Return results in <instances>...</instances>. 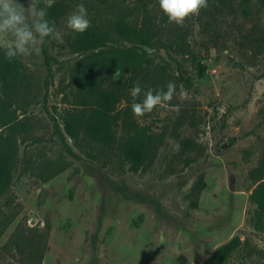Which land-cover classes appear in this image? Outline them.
<instances>
[{
    "label": "rangeland",
    "instance_id": "1",
    "mask_svg": "<svg viewBox=\"0 0 264 264\" xmlns=\"http://www.w3.org/2000/svg\"><path fill=\"white\" fill-rule=\"evenodd\" d=\"M80 3L90 24L117 14L138 24L144 11L163 44L140 45L149 72L163 67L176 94L142 117L130 113L133 125L155 135L142 170L130 171L120 154L121 125L110 146L81 134L70 139L60 116L76 103L69 73L82 55L69 52L65 39L73 31L64 26L67 16L59 20L62 42L45 41L50 72L42 53L22 62L27 86L15 115L33 134L19 133L16 141L8 196L18 211L0 234V247L18 223L39 229L47 222L40 264H206L233 236L241 245L227 264L263 262L264 229L253 228L248 195L257 170L264 175V6L252 0L244 17L240 0H230L227 15L199 12L179 26L161 22L150 0H76L68 14ZM120 44L128 45L108 43ZM37 169L54 173L43 181ZM19 258L0 250V264Z\"/></svg>",
    "mask_w": 264,
    "mask_h": 264
},
{
    "label": "trees",
    "instance_id": "2",
    "mask_svg": "<svg viewBox=\"0 0 264 264\" xmlns=\"http://www.w3.org/2000/svg\"><path fill=\"white\" fill-rule=\"evenodd\" d=\"M72 1L76 0H54L52 7L47 9L46 18L49 23L56 25L59 20L66 17ZM150 1L157 7L161 22H166L168 18L159 8L158 0ZM251 1L240 0L238 9L244 17L247 15L246 7ZM255 1L264 6V0ZM208 5L207 8H202L200 13L210 18L225 16L229 12L227 7L232 9L230 0H208ZM142 13V19L138 24L127 20L124 14H117L105 23L90 24L83 33L72 32L66 37L65 43L69 52L82 56L74 62L69 73V86L74 87L72 95L76 103L72 109L64 111L60 116L62 130L70 139L75 140L81 134L87 140L101 146L116 143L118 125L125 128V136L119 143V151L132 172L143 169L148 153L155 145V135L147 126L132 124L131 104L122 109L118 105L122 100L127 101L131 97L129 90L135 85H139L144 92L148 89L164 88L168 83L163 67H160L158 72L152 74L149 72V59L140 45L151 48L153 45L162 47L163 44L162 39L156 36L154 26L149 23L144 11ZM176 37H178L176 47L181 49L182 36L178 33ZM114 40L128 45H108ZM41 53L44 66L49 73L50 58L45 43ZM199 69L201 71V68ZM115 72H118L119 76L114 75ZM26 86L27 74L24 64L20 59L8 61L0 50V198L3 197L0 203V234L18 211V204L13 203L12 197L8 196L11 170L16 157V141L19 133L24 137L33 134L29 130L28 122L15 115L18 96ZM63 146L69 154L74 155L65 144ZM24 153L25 151L23 155ZM53 173L54 171L44 172L39 169L36 172L43 181ZM254 178L256 184L248 195L254 205L253 228L263 230L264 175L261 169L257 170ZM48 229L47 222L39 229L18 223L0 250L4 253L18 254L19 264H40ZM240 245L238 238L233 236L211 253L206 264H227L228 258ZM254 264H264V261Z\"/></svg>",
    "mask_w": 264,
    "mask_h": 264
},
{
    "label": "clouds",
    "instance_id": "3",
    "mask_svg": "<svg viewBox=\"0 0 264 264\" xmlns=\"http://www.w3.org/2000/svg\"><path fill=\"white\" fill-rule=\"evenodd\" d=\"M54 0H0V50L8 61L20 59L26 61L39 56L42 46L47 40L49 44L62 42L60 31L50 24L47 9L52 7ZM159 8L167 16L170 23L183 26L189 16L198 15L202 8H207L208 0H158ZM43 5V6H41ZM64 26L76 33H83L90 26L88 13L83 3L67 15ZM50 54L54 50L50 48ZM119 76L118 72H115ZM139 85L130 89L133 98L131 110L136 117L150 113L157 106L169 104L176 94V85L169 81L164 88L148 89L143 92ZM187 98V93H182ZM175 110L179 105L173 106Z\"/></svg>",
    "mask_w": 264,
    "mask_h": 264
}]
</instances>
